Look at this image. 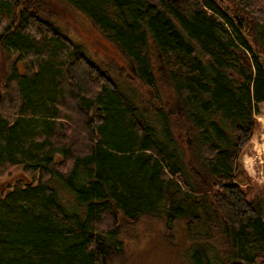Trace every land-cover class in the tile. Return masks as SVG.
<instances>
[{
    "label": "trees",
    "instance_id": "16d2710c",
    "mask_svg": "<svg viewBox=\"0 0 264 264\" xmlns=\"http://www.w3.org/2000/svg\"><path fill=\"white\" fill-rule=\"evenodd\" d=\"M61 1L125 65L41 0H0V177L25 172L0 192V264H126L145 218L188 264H264V197L238 162L264 103V0Z\"/></svg>",
    "mask_w": 264,
    "mask_h": 264
},
{
    "label": "rangeland",
    "instance_id": "374dc122",
    "mask_svg": "<svg viewBox=\"0 0 264 264\" xmlns=\"http://www.w3.org/2000/svg\"><path fill=\"white\" fill-rule=\"evenodd\" d=\"M41 1L55 14L56 23L62 32L75 42L82 44L91 58L100 64H113L116 66L115 70L124 67L125 63L115 47L93 27L85 16L61 0ZM6 67L4 59L1 58V76L5 74ZM18 67L24 71L23 62H18ZM145 93L146 98L149 97L152 100L157 98L156 93L151 89H147ZM169 110L175 116L176 130H183L185 124L179 116L182 110L174 102H170ZM258 110L259 113L255 115L256 130L241 152L238 162L245 173V177L240 179L241 182L243 184L249 182L256 188V192L252 196L264 197V103L258 104ZM24 174L21 166L8 168L0 177V192L9 190L10 186L17 180H21ZM159 228L158 223L145 218L139 227L138 238L123 235L121 239L127 252L126 264H188L182 242L175 241L176 238H173L172 244L166 243L158 235Z\"/></svg>",
    "mask_w": 264,
    "mask_h": 264
},
{
    "label": "water",
    "instance_id": "95a60500",
    "mask_svg": "<svg viewBox=\"0 0 264 264\" xmlns=\"http://www.w3.org/2000/svg\"><path fill=\"white\" fill-rule=\"evenodd\" d=\"M20 12H21V9L19 10V14H18V21H17V24H16V26H15V27H17V26H18V24L20 23V20H21Z\"/></svg>",
    "mask_w": 264,
    "mask_h": 264
}]
</instances>
